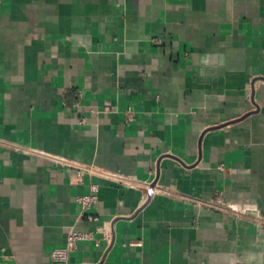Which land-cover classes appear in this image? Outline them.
<instances>
[{
	"label": "crops",
	"instance_id": "obj_1",
	"mask_svg": "<svg viewBox=\"0 0 264 264\" xmlns=\"http://www.w3.org/2000/svg\"><path fill=\"white\" fill-rule=\"evenodd\" d=\"M69 232V264H264V0H0V264Z\"/></svg>",
	"mask_w": 264,
	"mask_h": 264
},
{
	"label": "built area",
	"instance_id": "obj_2",
	"mask_svg": "<svg viewBox=\"0 0 264 264\" xmlns=\"http://www.w3.org/2000/svg\"><path fill=\"white\" fill-rule=\"evenodd\" d=\"M82 207H88L96 201L94 195L82 197L77 200ZM89 221H96V218L89 217ZM90 238L88 234L69 232L67 234L65 246L55 249L51 252L48 264H69V254L74 249L77 242Z\"/></svg>",
	"mask_w": 264,
	"mask_h": 264
}]
</instances>
